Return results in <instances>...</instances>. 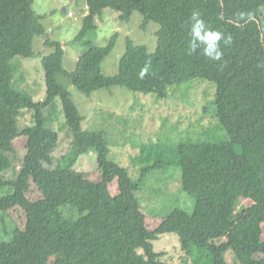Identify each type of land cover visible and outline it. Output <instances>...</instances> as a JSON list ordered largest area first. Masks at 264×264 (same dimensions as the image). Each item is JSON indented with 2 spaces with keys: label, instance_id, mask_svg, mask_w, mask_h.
<instances>
[{
  "label": "trees",
  "instance_id": "16d2710c",
  "mask_svg": "<svg viewBox=\"0 0 264 264\" xmlns=\"http://www.w3.org/2000/svg\"><path fill=\"white\" fill-rule=\"evenodd\" d=\"M86 1L88 14L73 41L82 47L76 68H64L63 45L47 38L45 47L54 51L43 57L47 91L37 102L15 86L14 68L17 58L35 56V37L47 34L43 16L35 12L34 0H0V264H49L55 249L80 253L83 264H171L156 250L164 234L177 236L182 264H255V254H264V0ZM106 9L117 11L122 22L139 12L142 29L150 22L160 26L154 53L127 39L114 76L104 74L103 63L119 35L106 46L92 39ZM196 11L206 25L231 36L230 45L221 41V61L189 51L188 25ZM193 81L215 84L216 118L230 140L145 143L136 180L111 159L104 135L84 129L68 88L90 97L120 86L165 100L173 87ZM27 114L32 122L22 125ZM63 129L70 142L67 153L57 160L50 151L42 156L41 141L57 146ZM21 137L27 138L23 166L10 180L1 174L14 168L15 142ZM91 153L102 180L65 183V174ZM175 165L194 208H173L152 232L138 192L153 173ZM34 187L41 196L36 201L30 196ZM247 200L251 205L241 207ZM15 208L26 212L24 229L9 216Z\"/></svg>",
  "mask_w": 264,
  "mask_h": 264
},
{
  "label": "rangeland",
  "instance_id": "374dc122",
  "mask_svg": "<svg viewBox=\"0 0 264 264\" xmlns=\"http://www.w3.org/2000/svg\"><path fill=\"white\" fill-rule=\"evenodd\" d=\"M35 12L43 16L41 23L47 34L37 36L34 40L35 56L33 58H17L20 62L15 70V86L29 94L35 101H42L46 96V74L42 65L43 57L54 50L45 47V40L63 45L64 68L72 72L75 70L82 47L74 45L73 41L80 34L84 26V18L88 14L86 0H34ZM117 11L106 9L101 19L97 20V35L92 39L99 46H106L112 36L118 34L115 48L103 63V71L107 76L118 73L119 62L126 50L127 39L135 45H144L150 53H154L158 46L157 31L160 26L150 22L146 29H142L143 16L135 12L129 22H122ZM71 99L78 107L84 118L85 130L101 133L111 145V159L126 168L133 180L139 178V158L143 153L139 148L145 143L163 141L169 145H179L183 142H225L230 138L216 118V86L208 81H193L173 87L169 91L168 99H158L153 95L134 93L124 87L115 86L99 90L88 97L75 86H68ZM58 105L61 107L59 100ZM63 123L65 119L62 117ZM29 114L21 118L22 125L31 124ZM59 130L60 127L57 126ZM60 133L59 144L54 147L51 140L41 141V153L44 156L51 153L57 160L62 158L70 148L66 129ZM27 138H18L15 142L17 159L13 169L1 175L10 180L17 177L22 169L26 154ZM55 160V161H56ZM182 170L175 165L167 171H156L138 192L142 211L146 217L148 229L152 232L158 229L165 217L173 208H181L191 212L194 200L182 191ZM74 180H88L98 183L102 174L98 170L97 156L94 153L84 155L75 168L65 174V183ZM181 189V190H180ZM116 183L112 192L117 193ZM36 201L41 196L34 187L30 193ZM251 201L241 203V207H248ZM11 220L21 229L25 228L26 212L15 208L10 213ZM264 227V224H263ZM264 240V235H263ZM156 250L164 252V260L171 264H182L184 254L180 242L174 234H164L155 243ZM229 262H233L228 255ZM255 264H264V254L254 256ZM83 256L75 251L55 249L51 253L49 264H83Z\"/></svg>",
  "mask_w": 264,
  "mask_h": 264
},
{
  "label": "clouds",
  "instance_id": "9594fccd",
  "mask_svg": "<svg viewBox=\"0 0 264 264\" xmlns=\"http://www.w3.org/2000/svg\"><path fill=\"white\" fill-rule=\"evenodd\" d=\"M189 51L197 53L198 50L203 56L213 61H221L224 52L221 41L225 46L232 43L231 36L225 37L224 33L206 25L199 11L193 12L188 25ZM147 69L140 72L141 78L146 74Z\"/></svg>",
  "mask_w": 264,
  "mask_h": 264
}]
</instances>
